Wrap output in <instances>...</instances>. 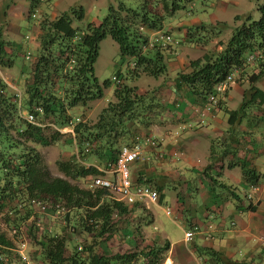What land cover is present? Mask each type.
<instances>
[{
  "label": "trees",
  "instance_id": "trees-1",
  "mask_svg": "<svg viewBox=\"0 0 264 264\" xmlns=\"http://www.w3.org/2000/svg\"><path fill=\"white\" fill-rule=\"evenodd\" d=\"M31 1L33 4L35 0ZM196 1L113 2L108 5V13L99 23L91 22L81 30L75 29L74 23L84 19V11L82 8H70L54 18L45 16L39 20L36 36L38 47L24 53L26 47L21 46V55H17L18 50L13 49L12 44L3 38L4 27L0 26V67L10 68L17 59L22 58L21 67L30 76L29 83L24 85L19 95V101L17 93L0 77V211L12 203L33 198L50 203L59 202L68 211L64 219L66 224L57 236L37 231L36 221L30 220L29 236L39 248V255L33 258L39 259L38 262L163 264L167 258L170 250L167 240L162 244L142 245L140 239L139 243H135L136 246L124 252L108 251L98 255L96 248L115 236L117 220L127 215L129 209L105 189L81 188L63 178L51 176L38 151L41 141L36 137L39 129L26 123L19 114H32L38 123L51 122L60 128L67 127L73 121L74 142L69 145L76 148L81 159L85 160L92 154L101 157L103 161L114 160L122 145L132 141L134 129L147 126L150 113L157 109L153 94L140 92L132 83L142 76L156 79L165 76L167 72L164 58L167 46H149L143 30L161 31L168 17L186 11ZM33 9L34 5L30 12ZM258 12L259 20L253 21L249 15L244 17L241 26L233 30L228 40L217 43L220 49L190 61L188 70L177 74V80L194 97L206 103L210 96L216 95L215 86L233 68L240 67L246 55L255 47L264 54V1L258 6ZM235 20L241 19L236 17ZM208 26L195 29L201 28L211 33L210 29L222 31L226 28L223 22ZM192 33L188 35L196 45L204 47L210 42L207 36L198 37L196 30ZM209 35V39H212L213 34ZM106 37L117 44L120 58L128 61L125 76L121 79L112 77L115 83L112 96L105 98L107 102L94 121L85 119L83 113L80 117H74L72 114L75 108H84L91 102L104 99V93L111 87L108 80L100 83L94 70L99 45ZM24 54H29V59L24 58ZM262 74L250 77L251 87L244 94L238 110L226 111L230 126L245 118L251 106L264 104V93L253 86ZM220 105L221 101L218 103L219 108ZM37 108L40 112L36 111ZM32 130L37 133L35 137ZM28 142L35 144L28 146ZM87 148H90V152L84 154ZM56 165L59 172L70 179L101 175L97 169L85 167L77 160L58 161ZM242 170L248 184L258 182L259 176L253 170ZM138 208L135 204L134 209L139 211ZM17 215H20L21 221L17 219L14 222L19 225L31 218V210ZM67 228L71 230L69 234ZM72 237L80 238L78 245L74 244ZM10 248L12 243L0 234V260L4 258L5 251L10 253ZM203 252L215 264H234L211 249H204ZM14 257L15 254L6 255L8 260Z\"/></svg>",
  "mask_w": 264,
  "mask_h": 264
},
{
  "label": "crops",
  "instance_id": "crops-1",
  "mask_svg": "<svg viewBox=\"0 0 264 264\" xmlns=\"http://www.w3.org/2000/svg\"><path fill=\"white\" fill-rule=\"evenodd\" d=\"M211 1L215 11L208 15L210 20L207 24L198 19L193 10L188 9L168 17L159 32L143 30L148 39L158 33L169 35L171 43L164 52L166 75L156 79L142 76L132 83L140 92L153 94L157 109L150 116L149 124L135 128L132 141L126 144H133L135 136L139 135L141 158L131 165L130 175L137 183L151 186L159 193V204L147 208L153 226L158 217L155 210L164 213L165 207H169L175 215L171 218L172 223H180L183 232L181 239L172 241L163 230L162 233L153 232L159 239L156 243L161 244L167 240L170 244L164 264H201V261L204 264H215L203 252L204 249L218 252L234 264H264V181L261 178L264 171V104L248 108L247 116L233 126L229 125L226 114V111L238 110L244 94L251 87L250 77L263 73L253 86L264 93V55L260 61L246 66L242 75L228 85L220 108L217 107L211 113L204 111L206 103L194 97L176 78L178 73L188 70L190 61L214 51L219 41L225 42L233 33L232 30L209 39L208 32L201 28L195 29L224 22L217 13L227 10V5L220 0H215V3ZM225 1L234 4L238 2ZM44 2L51 7L50 0ZM34 3L31 0H0V13L4 11L3 16H7L6 19L0 18V26L4 27L3 38L12 44L13 49L18 50L17 55H21V46L26 47L24 53L38 47L36 38H31L32 32L37 36L38 27L28 23L31 20L30 9L32 5L37 8L39 0ZM63 12L53 9L50 15L44 12L42 15L54 18ZM92 23L99 22L95 20ZM241 24V20L237 21L235 29ZM23 25L30 34H21ZM194 30L198 37L207 36L210 42L204 47L196 45L188 35L193 34ZM258 50L255 47L253 51ZM19 60V64L15 63L10 68L0 67V77L16 93H21V89L30 80V76L20 66L22 58ZM16 66L19 67V74L14 72ZM104 100L105 93L104 99L75 109L85 116L95 114L97 117L106 104ZM230 104L237 108H231ZM96 108L99 110L95 112ZM63 129L70 135V141L74 142L70 129ZM147 134L158 141L155 149L146 142ZM158 150L166 154L164 160L155 159ZM174 151L179 153L177 158L172 156ZM102 164L101 157L91 154L83 165L100 170ZM243 168L258 174V192H252V185L243 177ZM153 228L156 231V227ZM186 231H194V237L189 242L184 238ZM11 243L12 248L8 254H15L14 259L8 260L6 251L3 255L8 264H22L19 253L25 255L31 264H35L31 260V248L27 251L28 245L20 250V242L16 245ZM105 252H108L105 247L100 253L96 251L98 255ZM36 255H39V251ZM37 264L44 263L39 261Z\"/></svg>",
  "mask_w": 264,
  "mask_h": 264
},
{
  "label": "rangeland",
  "instance_id": "rangeland-1",
  "mask_svg": "<svg viewBox=\"0 0 264 264\" xmlns=\"http://www.w3.org/2000/svg\"><path fill=\"white\" fill-rule=\"evenodd\" d=\"M119 1H124V0H50L51 7H48V5L46 4L47 2L46 3L41 2L37 5L38 6L37 8L35 7L34 12H36V16L38 17L39 15H42V12L50 15L53 9L62 12V11H68L70 8H76V9L82 8V10L84 11V19L81 22L74 23V28L81 30L87 24L94 22L95 20L100 22L108 13L107 11L108 5L113 2L117 3ZM220 1L223 3L225 2V4L227 5V10H225L221 14L220 12L217 13L220 16V18L224 20L223 23L226 24V28L222 31H219V29H215V30L210 29L211 33L209 34H213L211 37L217 36L219 34H226L229 33L230 31L232 32V30L235 29L234 26H236V22L240 21V20H235V18L238 17L236 16L237 14L246 13L245 15H241L240 17L241 21H243L244 17L248 15L251 17L253 21H257L260 18V14L258 12V6L263 2V0H237L238 1L237 4L230 3L225 0H220ZM213 2L215 3V0H213ZM211 5H212L211 0H207L206 2L205 0L203 1L197 0L194 4L188 6L187 10L188 9H190L191 11L193 10L194 15L198 16V19L204 21L207 24L210 20L208 15L214 13L215 11V8L212 7ZM3 13L4 11L0 13V18L2 17L6 19L7 16L6 14L3 16ZM45 16L47 15H42L40 16V18L31 19L28 23L29 25L31 24L37 26L38 21L43 19V17ZM232 18L234 19V21L232 20ZM21 34L22 35L30 34L29 31L25 28V25H23ZM31 35H32L31 38L34 39L36 38L33 32L31 33ZM215 50H217V46H215ZM19 61L20 60L18 59L16 61V64H19ZM127 64L128 61L120 58L117 44L110 37H106L99 45L98 59L94 67L95 75L100 83H103L106 80L111 82L110 89L107 90L105 93L106 99L109 98L108 96H111L115 84L112 81V77H119L120 79L123 78L125 76V69ZM21 65L22 62L20 66ZM18 66L14 68L15 74L16 73L19 74ZM106 99L104 100L105 101L104 103L107 102ZM237 102L239 101L237 100ZM230 106L231 108H237L232 104H230ZM77 108L81 109L80 107ZM78 109L73 110L74 113L72 115L74 117L81 116V113L79 112ZM98 110L99 108H96L95 112ZM154 111L155 110H153L152 113L150 114L152 115ZM85 119H88V121L89 120L94 121L95 114L91 116H85ZM34 123L36 125L33 124V126L36 129H39L38 131L39 134L37 135L36 138L41 141L38 145V151L41 154L42 162L47 168L48 173L53 177L63 178L73 185H77L81 188L85 187L82 179H70L65 177L61 172H59L58 167L56 165V162L58 161H72L76 159L75 148L73 145L71 146L69 145V143L71 142L70 135L64 132V129L60 128L57 124L52 125L51 122L50 123L45 122V124H40L38 122H34ZM32 133L34 134V137L37 134L34 130H32ZM34 144L35 143H30V142L27 143L28 146ZM217 144L218 143H216V145ZM12 207H13V203L12 205H9L7 209L3 210L2 212L0 211V234L3 235L5 239L13 242L16 245L18 244L20 239H15L12 236L11 234L12 229L19 227L20 225L23 224L26 227L25 231H28V229L31 227V224L29 221L26 222L23 221L19 225H17L14 222L17 219L18 220L20 219L19 218L20 215H17V213H15L14 219L9 218L8 212ZM138 207L139 208L137 210H139V212H136V209H134V207L132 208L129 207V213L127 215L119 217L118 220L116 219L118 221L117 222L118 230L116 231L115 236L110 241L102 243L100 245L101 249L100 247L96 248V250L99 253L104 247L107 248L108 251L114 253L117 251L124 252L129 247L136 246L135 243L136 242L139 243L140 239L142 245H150L152 243H156L159 239L158 237H156V235L153 232L162 233V230L164 231V233L168 234L169 236L168 238L172 241L182 238L183 232L180 229L179 221L177 222V224L172 223L171 218H168L164 215V213H160L159 211L155 210V212H158V217L156 218V223L154 225L156 227V231H155L153 228L154 226L151 222V214L147 209L148 207H151V205H144ZM64 219H65L64 217L60 219L53 218L51 214L48 216H42L41 227H40V229L42 230L40 232H44V233L47 232L48 234H52L54 236L61 234L62 227L66 224ZM67 230L70 229L67 228ZM69 232H71V230L68 231L67 234H69ZM27 233L28 235H30L29 231ZM77 239L78 238L73 239L74 244L76 245L79 244V240ZM30 240H31V236H30ZM163 242L164 241H162V243ZM29 249L32 250L31 260L34 261L35 264H37L39 259H35L33 257L34 256L37 257L36 253L39 251V248L36 245V241H34L33 239L31 242L28 243L27 251Z\"/></svg>",
  "mask_w": 264,
  "mask_h": 264
},
{
  "label": "built area",
  "instance_id": "built-area-1",
  "mask_svg": "<svg viewBox=\"0 0 264 264\" xmlns=\"http://www.w3.org/2000/svg\"><path fill=\"white\" fill-rule=\"evenodd\" d=\"M149 46H160L166 47L167 44L171 43V37L169 35L156 34L151 39L148 40ZM263 52L261 50L252 51L246 55L243 63L240 67H235L226 76V78L219 82L215 86L216 95L210 96L205 104V109L207 113H211L218 107V103L224 98L226 89L230 83H233L238 79L244 72V68L255 62L263 59ZM26 59H29V54H27ZM116 80L115 78H113ZM116 83L118 81L116 80ZM40 112V109H36ZM21 118L29 123H34L35 117L32 114H20ZM73 123L70 122V126ZM137 139V138H136ZM146 142L151 148H156L158 142L153 137H146ZM90 148L85 149L84 154H88ZM142 147L140 144L136 143L134 146H123L117 153L114 160H106L102 164V168L98 170L102 175L97 177H90L88 179L89 188H101L107 190V192L118 202L123 203L127 206H132L136 203L138 204H154L156 205L159 200V194L156 189L148 185H141L131 178L130 167L132 164L138 162L141 158ZM174 158L179 156L177 151L172 153ZM166 154L163 151L158 150L155 157L156 160H164ZM76 159L79 163H83V159L79 155H76ZM261 178L264 181V171L261 174ZM252 192L256 193L260 189L259 184H254L251 186ZM52 206L56 217H60L65 210L59 203H47L40 201L38 199H31L22 203L18 208L30 207L37 211L39 214L44 215L49 206ZM165 214L171 216V210L169 208L165 209ZM16 230L13 234H16ZM194 233L188 231L184 234L185 240H192ZM264 245V241L262 242ZM23 247V246H22Z\"/></svg>",
  "mask_w": 264,
  "mask_h": 264
},
{
  "label": "clouds",
  "instance_id": "clouds-1",
  "mask_svg": "<svg viewBox=\"0 0 264 264\" xmlns=\"http://www.w3.org/2000/svg\"><path fill=\"white\" fill-rule=\"evenodd\" d=\"M45 0H39V3H43ZM35 9V8H34ZM34 9L32 10V12H30V15H29V17L31 18V19H36V18H40V16H42V15H39L38 17L36 16V12H34ZM147 40H149V39H147ZM170 44V43H169ZM26 56H27V54H26ZM26 56H25V58H26ZM20 93H17V97H18V101H19V99H20ZM23 114H27L26 112H23ZM19 116H20V114H19ZM21 117V116H20ZM23 119V118H22ZM24 120V119H23ZM25 121V120H24ZM26 123H28V124H35V123H29V122H27V121H25ZM34 122H37L36 120L34 121ZM71 123H73V121H70ZM36 125V124H35ZM73 125H74V123L72 124V126H70V123H69V125L67 126V128H69L70 129V132H71V134H72V136H73V132H72V128H73ZM57 128V127H56ZM136 138H135V141H134V143L133 144H131V145H123V146H129V147H131V146H134L136 143H138V139H139V135H136L135 136ZM146 137H152L150 134H147L146 135ZM154 138V137H153ZM155 139V138H154ZM156 140V139H155ZM157 141V140H156ZM158 142V141H157ZM139 144V143H138ZM122 146V147H123ZM75 148V147H74ZM121 149V148H120ZM119 149V150H120ZM119 152V151H118ZM76 155H79L78 154V152H77V150H76V148H75V156ZM75 160H77V159H75ZM110 160V159H109ZM84 159H83V163H81L82 165L84 164ZM104 161H106V160H104ZM104 161H103V163H104ZM14 164H16L17 165V163L16 162H14ZM97 171H98V169H97ZM102 175V174H101ZM100 175V176H101ZM90 177H93V176H90ZM90 177H86V178H84V179H82L83 180V182H84V185H85V187H87V188H89V186H88V184H87V182H88V179L90 178ZM257 184V183H256ZM89 189H95V188H89ZM158 192V191H157ZM159 194V193H158ZM33 199H36V198H33ZM29 200H31V199H28V200H22L21 202H17V203H15V204H13V208L12 209H10L9 210V212H8V217L9 218H12V219H14L15 218V213H19V214H21V213H23L25 210H28V209H30L31 210V218L30 219H28V220H26V221H29L30 222V220H33V218H34V220L36 221V227H37V231H41L42 229H40V227H41V218H42V216H48V215H52V217L53 218H56V219H60V218H65V216H66V214H67V210L61 205V203H59V202H57V203H59L62 207H63V209L65 210V212H63L62 213V215L60 216V217H56V215H55V212H54V209H53V207L50 205L49 206V208H48V210H47V212L44 214V215H41V214H39L37 211H35L33 208H30L29 206L27 207H22L21 209H19L18 207L22 204V203H24V202H26V201H29ZM38 200H40V199H38ZM40 201H43V202H47V201H45V200H40ZM47 203H50V202H47ZM121 204H123V203H121ZM159 204V200H158V203L156 204V205H158ZM135 205V204H134ZM134 205H132V206H127V205H124L123 204V206H125V207H127L128 209H129V207H134ZM136 205H138V206H144L145 204H138V203H136ZM147 205H152V204H147ZM166 208H169V207H165L164 208V213H165V209ZM170 209V208H169ZM171 210V209H170ZM171 216H167L166 214V216L167 217H169V218H174V215H173V212H172V210H171ZM26 221H24V222H26ZM29 226V225H28ZM17 231L16 232V234H13L12 232L13 231ZM26 230V227L22 224V225H20L19 227H16V228H13L12 229V231H11V234H12V236L15 238H17V239H20V243H19V246H20V250H23L25 247H27V245H28V243L29 242H31V240H30V236L28 235V231H29V229H28V231H25ZM186 232H188V231H186ZM185 232V233H186ZM193 233H194V231H192ZM184 233V234H185ZM194 237V236H193ZM185 238V237H184ZM193 239V238H192ZM186 241V240H185ZM191 241V240H190ZM186 242H189V241H186ZM23 246V247H22ZM78 249L79 250H81V247H78ZM168 254V253H167ZM19 256H20V258H21V261L24 263V264H31L30 263V261L28 260V258L25 256V255H23V254H21V253H19ZM168 258V257H167ZM167 258H166V260H167ZM165 260V261H166ZM0 261H2V263L1 264H4V263H6V261H5V257L4 258H2ZM165 261H164V263H165ZM202 263L201 264H204V262L203 261H201Z\"/></svg>",
  "mask_w": 264,
  "mask_h": 264
}]
</instances>
